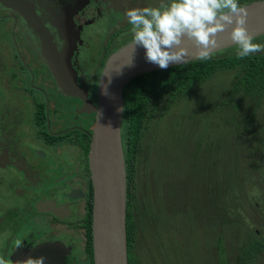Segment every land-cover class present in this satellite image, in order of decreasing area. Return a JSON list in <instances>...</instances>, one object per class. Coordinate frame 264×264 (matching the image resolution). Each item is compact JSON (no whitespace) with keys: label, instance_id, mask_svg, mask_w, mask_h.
<instances>
[{"label":"flooded vegetation","instance_id":"af4514ba","mask_svg":"<svg viewBox=\"0 0 264 264\" xmlns=\"http://www.w3.org/2000/svg\"><path fill=\"white\" fill-rule=\"evenodd\" d=\"M101 2L88 0L74 14L76 21L95 20L101 13ZM239 2L246 4V0ZM48 14L50 5L39 0H0V27L4 26L3 34L9 36L14 49L3 58L4 69L0 70V255L14 264L22 260L17 251L50 243L54 244V251L62 253L66 264H95L94 187L89 151L100 106L99 82L110 56L131 42V29L126 30L129 35L125 37L121 30L109 29V38L100 42L101 49L95 58L78 55L94 69L87 82L84 77H75L84 91L71 85L65 91L60 90L61 84L70 79L67 74L73 71L64 54L52 50L49 42L43 48L39 45L38 53L28 42L38 41L29 32L33 19L48 23L49 17H53ZM166 98L155 100L154 105L164 106ZM21 200L25 204L19 205ZM27 211L43 215L49 231L44 229L38 238L26 239L23 230H27H20V220L29 221L24 214ZM36 233L41 234V229ZM140 234L138 229L134 254ZM263 237L257 240L264 241ZM247 246L252 247L248 259L260 264L264 244Z\"/></svg>","mask_w":264,"mask_h":264},{"label":"rangeland","instance_id":"374dc122","mask_svg":"<svg viewBox=\"0 0 264 264\" xmlns=\"http://www.w3.org/2000/svg\"><path fill=\"white\" fill-rule=\"evenodd\" d=\"M39 1L46 6L50 5V14L47 16L53 17H49L50 22L48 23L41 18H34V23H31L33 28L29 32L31 38L34 39V36H37L38 41L32 44L28 39V42L30 47L38 53L40 52L38 46L41 45L43 48L49 42L48 45L52 47V50H58L62 56L64 54L73 71V74H67L70 79L66 78L61 84L60 90L65 91L71 86H78V90L84 91L75 77L79 75L80 80L82 77L86 80L88 74L94 69L78 59V55L82 58L97 57L101 49L100 42L109 38V29L121 30L122 37L129 35V33L125 34L126 30L131 29L125 16L127 9L157 6L160 3V0H102L101 13L95 20L78 23L74 14L82 10L88 0ZM9 26L12 27V25ZM3 28L4 26L0 27V70L4 69L3 58L7 57L10 52H14L10 43L11 39L3 34ZM254 41L257 40L254 39ZM231 47L223 50L226 51ZM90 51L93 53L92 56H90ZM232 78L233 71H220L203 84L197 93H192L174 105L164 116L161 124H155L158 119L156 115L153 124L146 132L143 159L144 163L148 162L147 169H150L152 175L149 177L151 183L146 189L144 188L142 183L143 177H146L144 167L140 173L141 184L138 204L135 207L139 232L141 231L135 252L139 255L140 251L145 249L144 264H163L165 261L162 260L167 259L172 253L171 245H174L176 249L180 264H235V260L242 257L240 249L250 242L248 237H242V232L230 228L229 217H222L223 213L228 214L226 210L215 209V212L212 210V203L215 199L222 197L226 200L224 205L229 206L232 204L234 194L220 193L221 196H219V194L216 195V188L213 190L214 193L208 192V188L215 186L211 178H215L216 173L211 166L221 165L219 168L225 173V168L230 165L229 158L232 151L227 152L226 147H214L218 138L227 136V139H230L232 137L228 145L232 147L235 145V151L238 149L236 151L238 161L242 159L241 169L253 165L264 155V101L257 113L258 121L253 126V131L241 132L237 135L234 127L223 123L228 115L217 105L216 94L214 95L213 91L229 88ZM207 154L211 158H207ZM5 157V152H2L1 159ZM201 157H205L207 161L204 163ZM215 161L218 162L215 163ZM197 162L209 167L207 175L206 170H199L196 167ZM58 180H55V183ZM50 188L55 189L56 186H50ZM204 188H206L205 192ZM190 189L193 194V207L183 203ZM249 193L255 194V191L251 190ZM205 195L207 198L204 197ZM238 196H242L241 191ZM23 204L25 202L19 201V205ZM197 208L196 214H193L194 209ZM28 211L24 214L29 221L20 220V230H27V232L23 230L27 235L26 239H34L43 235L44 229L49 231L48 224L43 221V215L32 211L29 214ZM238 213L236 212V215ZM253 215L255 216L251 222L256 224L253 229L259 230V234L253 238L263 237L264 229L261 223L264 212H254ZM221 217V220L215 221ZM245 218L248 219L246 216ZM142 219L146 222L150 220L152 228L144 225L141 222ZM232 224L238 226V222ZM39 228L41 234L36 233ZM156 229H164V235H159ZM221 236L224 241L223 247L226 248L225 255H222L223 260L219 256ZM157 246L161 252L166 250V257L163 254H158L157 257ZM248 256L249 251L245 258L248 259ZM258 260L260 264H264V258Z\"/></svg>","mask_w":264,"mask_h":264},{"label":"trees","instance_id":"16d2710c","mask_svg":"<svg viewBox=\"0 0 264 264\" xmlns=\"http://www.w3.org/2000/svg\"><path fill=\"white\" fill-rule=\"evenodd\" d=\"M251 1L253 0H246L245 3ZM254 39L257 40L256 43L263 42L261 44H264V34L256 36ZM236 52V45H232L226 51L222 49L214 52L209 60L201 61L194 59L184 64L169 66L167 69L153 70L134 77L125 85L123 90L124 113L122 136L127 166L129 264H140V261L143 263V256L145 254V249L140 251V257L133 252L137 230L140 228L136 220L135 207L138 204L137 200L141 184L140 173L144 167V176H146L145 178L143 177L142 182L144 188L146 189L151 183L149 177L152 175L150 169H147L148 162L146 161L144 163L143 159L144 137L147 130L153 124L156 115L158 119L155 124H161L164 116L180 100L186 99L192 93H197L203 84L220 71H233L230 87H226L227 89L221 88L217 90L218 92L216 90L213 91L214 95L216 94L215 100L221 111L225 110L228 115V117H225V121H223L224 125L234 127L237 135L241 132L253 131V126L258 121L257 113L260 111L264 101V52L244 58H238ZM164 97H167L164 106L154 105L155 100L162 101ZM231 138L227 139V136H222L216 140L214 147H226L227 152L232 151V154L229 158L230 165H228V168H225V173L221 172L219 168L221 165L215 164L211 166L216 173V177L211 178L215 186L208 188V192L214 193L213 190L216 188V195L219 194L221 196L220 193H224L225 195L234 194V197L232 204L229 206L224 205L226 202L224 198L218 197L212 203V210L214 212L215 209L218 211L220 209L226 210L228 214L223 213L222 217H229L231 223L230 228L242 232V237H248L249 243H256L259 246L260 243L264 244V241L257 240L258 237L253 238V236L257 235V231L253 229L256 224L251 221L255 216L253 215L254 212H264V155H262V158H259V161L254 162L253 165L249 167L245 166V168L241 169L240 162L242 159L238 161V152H236L238 149L235 151V145L233 147L232 145H228ZM207 156V158H211L209 154ZM201 159L204 160V163L207 161L205 157H201ZM202 165L197 162L196 167L199 170H206L207 175V172H209L207 168L209 167H205V164ZM189 187L192 188V186ZM203 190L205 192L206 188ZM251 190H254L255 194L249 193ZM239 191H241V197L238 196ZM204 197L207 198L206 195ZM183 203L188 206L192 205L193 207L194 200L191 189ZM197 210L198 208L194 209L193 214H196ZM236 212H239L238 215H236ZM222 217L215 219V221L221 220ZM262 219L261 227L264 229V217ZM141 222L152 228V222L150 220L146 222L142 219ZM233 222H238V226L233 225ZM156 231L159 235H164V229H156ZM252 238L254 240L251 241L250 239ZM219 240V256L223 260L222 255H225L224 251L226 249L223 247V236ZM159 243L161 242L159 241ZM156 248L157 257L158 254H163L166 257V250L161 252L158 246ZM170 248L172 249V253L167 259L162 260L165 261L163 264H180L174 245H171ZM240 251H242V257L238 258V262L235 264H254L252 260H245L247 252L252 251L251 246H245Z\"/></svg>","mask_w":264,"mask_h":264},{"label":"water","instance_id":"95a60500","mask_svg":"<svg viewBox=\"0 0 264 264\" xmlns=\"http://www.w3.org/2000/svg\"><path fill=\"white\" fill-rule=\"evenodd\" d=\"M243 5L248 11L246 27L249 34L253 37L264 34V0H253ZM234 27L235 23L217 34V47L213 53L235 45L231 39ZM182 46L188 49L187 62L197 59L198 49L192 41L185 38ZM145 51L142 46L134 51L131 42L122 46L110 56L100 77V106L89 151L94 187L92 231L95 264H129L127 166L122 136L123 90L134 77L161 69L146 60ZM173 65L178 64L169 66ZM53 246L45 243L19 250L16 254L20 259L43 256L44 264H66L65 257L54 251Z\"/></svg>","mask_w":264,"mask_h":264},{"label":"clouds","instance_id":"9594fccd","mask_svg":"<svg viewBox=\"0 0 264 264\" xmlns=\"http://www.w3.org/2000/svg\"><path fill=\"white\" fill-rule=\"evenodd\" d=\"M125 16L131 25L134 51L142 46L146 60L161 69L187 62L188 49L182 46L185 38L196 45L197 59H211L217 47V34L233 23L231 39L238 58L264 52V44L254 42L248 32L247 7L239 0H160L157 6L129 8ZM44 261L43 256H29L14 264H44ZM0 264L12 262L0 256Z\"/></svg>","mask_w":264,"mask_h":264}]
</instances>
